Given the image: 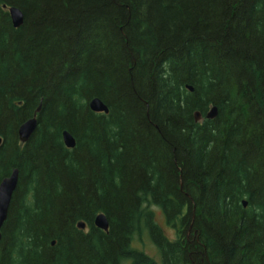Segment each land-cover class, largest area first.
<instances>
[{"label": "trees", "instance_id": "1", "mask_svg": "<svg viewBox=\"0 0 264 264\" xmlns=\"http://www.w3.org/2000/svg\"><path fill=\"white\" fill-rule=\"evenodd\" d=\"M0 139V264H264V0H0Z\"/></svg>", "mask_w": 264, "mask_h": 264}, {"label": "water", "instance_id": "2", "mask_svg": "<svg viewBox=\"0 0 264 264\" xmlns=\"http://www.w3.org/2000/svg\"><path fill=\"white\" fill-rule=\"evenodd\" d=\"M9 17L11 24L14 29H19L23 25V15L21 12L16 8L8 9ZM187 90L192 92L190 87H187ZM89 110L95 114H108L107 107L97 98L92 99L88 104ZM41 105L36 109L35 113L33 114L32 118L27 120L23 123L17 130V137L21 144H26L29 139L31 138L32 134L35 132L37 127V115L40 113ZM217 115L216 108L212 107L206 113L204 118L200 115L199 112H195L193 114V119L196 124L202 123L203 120H213ZM62 141L64 146L67 149H73L75 147V141L72 136L68 132L62 133ZM1 142V140H0ZM18 182V171L16 169L12 170L10 175L3 179L0 183V230L3 226L7 218V213L9 209V205L11 202L12 195L17 187ZM243 207L246 206V203H242ZM94 226L103 231H108V222L103 214H99L94 219ZM85 225L83 223L77 224V228L79 230H83ZM1 240V235H0ZM54 246V244H52Z\"/></svg>", "mask_w": 264, "mask_h": 264}, {"label": "rangeland", "instance_id": "3", "mask_svg": "<svg viewBox=\"0 0 264 264\" xmlns=\"http://www.w3.org/2000/svg\"><path fill=\"white\" fill-rule=\"evenodd\" d=\"M154 212V221L161 228L164 233V236L169 240L175 239V233L173 229L168 227L164 221V218L161 212L158 209H153ZM141 242L139 239H135L133 243V247L143 252L147 257L148 261L152 262V264H161L160 256L156 248L151 244V241L148 236L143 235L141 238Z\"/></svg>", "mask_w": 264, "mask_h": 264}, {"label": "flooded vegetation", "instance_id": "4", "mask_svg": "<svg viewBox=\"0 0 264 264\" xmlns=\"http://www.w3.org/2000/svg\"><path fill=\"white\" fill-rule=\"evenodd\" d=\"M1 140V139H0ZM63 142V141H62ZM1 143V142H0ZM64 145V144H63ZM65 147V146H64ZM66 148V147H65ZM75 148V147H74ZM73 148V149H74ZM67 149V148H66ZM73 149H67V150H73ZM5 179V178H4ZM1 183V182H0ZM18 183V182H17ZM17 188V187H16ZM16 190V189H15ZM13 196V195H12ZM11 200H12V198H11ZM11 203V202H10ZM9 207H10V205H9ZM8 211H9V209H8ZM7 217H8V213H7ZM6 220H7V218H6ZM6 220H5V222H6ZM4 222V223H5ZM4 223H3V225H4ZM84 224V223H83ZM85 225V224H84ZM3 227V226H2ZM108 228H109V226H108ZM2 229V228H1ZM109 230V229H108ZM84 234H87V232H88V229H87V227L85 226L84 227V229L83 230H81ZM103 232V231H102ZM108 232V231H107ZM107 232H104L105 234H107ZM0 235H1V230H0ZM141 236V238H142V236L143 235H140ZM145 236H148V235H145ZM140 238V239H141ZM135 239H138L136 236L135 237H133V239H132V241L130 242V244H129V247H128V249L129 250H133V251H135V250H137L136 248H134L133 247V243H134V241H135ZM142 240H140V242H141ZM139 251V250H138ZM124 264H132V261L131 260H127Z\"/></svg>", "mask_w": 264, "mask_h": 264}]
</instances>
